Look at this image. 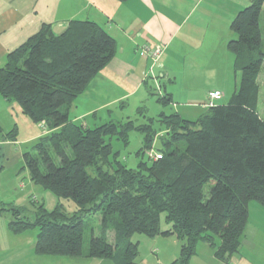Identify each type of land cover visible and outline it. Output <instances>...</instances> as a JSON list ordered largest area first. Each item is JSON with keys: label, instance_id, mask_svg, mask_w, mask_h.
<instances>
[{"label": "trees", "instance_id": "obj_1", "mask_svg": "<svg viewBox=\"0 0 264 264\" xmlns=\"http://www.w3.org/2000/svg\"><path fill=\"white\" fill-rule=\"evenodd\" d=\"M263 5L264 0H249L230 22L236 38L226 47L234 55L239 79L229 101L206 107L195 121L161 111V157L141 160L136 168L119 161L106 140L115 136L125 143L130 123L91 127L68 116L74 99L115 54V39L102 26L72 20L57 34L50 24H42L8 52L0 66V97L16 102L32 122L44 126L31 145L35 155L23 153L30 181L76 204L68 214L59 205L49 211L31 199L36 206L32 219L24 206L1 207L10 214V230L36 227V254H84L115 264H137L138 248L131 240L135 233L175 234L180 251L168 264H189L199 241L216 245L218 240L219 258L239 252L249 202L264 207V115L258 82L264 65ZM157 101L169 100L158 95ZM137 112L143 114V107ZM138 130L143 146L136 154L141 155L158 132L151 124ZM9 135L15 137L14 128ZM96 213L99 234L91 235L83 252L85 218ZM163 214L168 229L161 228Z\"/></svg>", "mask_w": 264, "mask_h": 264}, {"label": "crops", "instance_id": "obj_2", "mask_svg": "<svg viewBox=\"0 0 264 264\" xmlns=\"http://www.w3.org/2000/svg\"><path fill=\"white\" fill-rule=\"evenodd\" d=\"M247 5L249 0H0V66L6 54L35 34L42 24H50L59 34L72 20L93 21L115 39V54L74 99L68 109L69 120L79 123L83 115H96L98 109L117 104L135 106L150 99V95L156 99L158 95H166L169 100L166 104L172 103L174 112L182 118H192L205 107L208 91L219 90L224 97L220 87L224 82L217 83L218 74L224 77L234 69V55L227 54L231 53L226 47L228 41L222 45L229 67L220 70L221 73L218 71L223 68L222 63L215 66L199 51L214 46L220 26L230 29L233 17ZM156 45L161 46V52L153 62L141 49ZM164 81L167 85H163L162 91ZM236 82L235 76L233 92ZM79 107L85 111L70 114L71 109ZM0 108V115L12 122L7 132L0 124L1 150L5 146L8 152L10 144L31 146L43 134L44 126L32 122L16 102L0 97ZM13 128L15 137L11 138L9 132ZM1 153L4 155V151ZM15 184L26 188L24 181L16 179ZM31 188L37 189L36 184L32 183ZM9 220V212L0 211V264H68L66 259H75L70 264H115L111 259L84 254L70 257L36 254L34 232L27 229L14 233ZM197 263L264 264V207L249 202L239 252L227 259L201 258Z\"/></svg>", "mask_w": 264, "mask_h": 264}, {"label": "rangeland", "instance_id": "obj_3", "mask_svg": "<svg viewBox=\"0 0 264 264\" xmlns=\"http://www.w3.org/2000/svg\"><path fill=\"white\" fill-rule=\"evenodd\" d=\"M224 24V23H223ZM260 26L262 30V47L264 48V5L261 11L260 18ZM219 35L215 39L216 44L212 46L210 49H203L199 51V53L215 66L219 67L222 63L223 68H219L218 73L221 71H225L227 67H229V62L225 58L224 54L226 49L223 48V43L227 42L230 39L236 38V34L228 29L227 26H220ZM224 40V42H223ZM233 55L232 53H227ZM151 58V57H150ZM181 61V60H180ZM221 70V71H220ZM222 71V72H223ZM219 76L217 83H223L220 85L224 92V97L218 101V103H227L232 96L233 92V80L236 76L239 79V72H235L232 69V72L227 76ZM204 77V73H203ZM227 80V81H225ZM177 83L179 84L180 79H177ZM258 82L260 84V93H259V107L260 113L264 115V65L262 67V71L260 73ZM167 85V82L164 81L162 84ZM180 88V87H179ZM182 91V90H181ZM181 93V92H178ZM178 95V94H177ZM180 96V95H179ZM148 100H144L138 105H124L117 104V106H112L109 108H100L99 111L95 114H85L83 118H79V123L87 122V126L92 125H100L102 123L108 121H116L122 124L130 123L132 127L127 132V141L124 143L122 140L117 139L115 136L111 138H106L107 141L110 142L112 146V151L118 153V159L122 163L126 164L130 168H136L137 164L143 161H149L148 152L153 150L154 152L158 149H161L162 144L159 139V135L163 134V125L159 121L160 117L158 116L161 111L166 114L174 112L173 104L163 105L159 101H157L156 96L150 95ZM181 99L184 97L180 96ZM129 103V102H128ZM177 105V104H175ZM202 106V105H201ZM139 107H143V114L137 112ZM1 109V108H0ZM206 107H203L196 113L192 118H186L187 120L195 121L197 120L205 111ZM63 110V108H62ZM85 111L84 107L74 108L70 110V114L74 115L75 113H82ZM110 114V115H108ZM83 120V121H82ZM151 120L152 123L149 121ZM93 121L95 124H93ZM131 121V122H129ZM0 124L4 127V132L9 131L12 128V122L10 119L4 114L0 115ZM151 124V127L156 130L158 133L154 138V141L151 144V147L148 149H144L143 154L137 155L136 152L142 148L143 146V134L138 130L139 127ZM10 149L6 152V147L1 150L0 149V167L2 171L0 173V206H24L28 209L27 216L32 219L34 214V208L37 203L42 204L45 209L52 210L56 206H60L66 213L71 214L76 209V204L70 200L65 198H59L55 196L51 191L45 190L39 185H36L37 189L32 190V183L30 182V178L26 168L23 163V153L26 151H30L35 155V151L31 148L30 145H13L10 144ZM68 153L72 156L71 150L67 148ZM4 151V155L1 153ZM22 152V154H20ZM55 162L58 163V159H55ZM88 171H91V168H88ZM17 182L24 181L26 188L17 187L15 184V180ZM21 190V191H20ZM22 192V193H20ZM33 197V198H32ZM35 197V198H34ZM34 200L35 205H33L30 200ZM99 217L98 213L92 214L85 218V228L83 231V243L82 250L86 252L88 249L89 240L91 235L99 234ZM161 228L168 229L170 226L168 223L164 221V214L161 215ZM33 231L35 234L34 243L37 235L38 229L36 227L30 228V232ZM113 236V232L108 233V239L111 240ZM131 240L137 244L138 255L136 258L137 264H168L173 259H175L180 251V241L177 239L175 234L170 233L167 235L158 234L154 237H148L144 234H133ZM217 240V239H216ZM28 242V241H27ZM218 240L216 241V245ZM216 245H209L202 241H199L196 244V252L191 255L189 259V264H195L201 258H215L220 259L216 256L215 252L217 250ZM209 252H211L209 254ZM212 254V256H211ZM67 263L70 264V261L75 259H66ZM61 264V263H60ZM63 264H66L65 262ZM200 264V263H197Z\"/></svg>", "mask_w": 264, "mask_h": 264}, {"label": "built area", "instance_id": "obj_4", "mask_svg": "<svg viewBox=\"0 0 264 264\" xmlns=\"http://www.w3.org/2000/svg\"><path fill=\"white\" fill-rule=\"evenodd\" d=\"M142 53L148 54L152 59L153 62H156V60L159 57V54L161 52V46L156 45L155 47L145 46L143 49H141ZM223 93L219 90H211L207 92L206 100L204 103L205 107H213L215 106L218 101L222 98ZM148 157L152 160H156L161 157V153L157 151L150 150L148 152Z\"/></svg>", "mask_w": 264, "mask_h": 264}]
</instances>
